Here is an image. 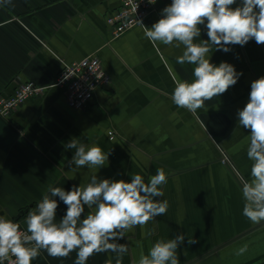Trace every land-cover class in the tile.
I'll return each mask as SVG.
<instances>
[{"label":"crops","instance_id":"obj_1","mask_svg":"<svg viewBox=\"0 0 264 264\" xmlns=\"http://www.w3.org/2000/svg\"><path fill=\"white\" fill-rule=\"evenodd\" d=\"M121 0H11L0 6V93L10 95L25 81L50 86L61 64L95 55L110 85L94 91L86 110L70 109L60 88H45L38 98L24 101L7 119L0 117V215L18 217L24 229L27 212L48 186L66 191L98 179L131 181V173L145 182L164 168L162 186L168 209L145 225L135 226L117 243L127 244L122 264H138L158 239L183 233L177 249L180 264H264V222L253 224L242 214V181L250 179L247 158L250 130L238 125V109L248 102L250 84L264 76V45L254 39L224 52L213 47L210 62H227L242 73L228 90L205 101L196 113L171 100L173 77L191 81L193 65L179 64L182 48L157 42L141 28L115 40L105 18ZM171 0L158 3L145 17L156 22ZM240 0L230 7H237ZM201 29L194 42L207 40ZM113 138H110V134ZM77 138L109 153L105 166L69 165ZM56 218L67 206L59 200ZM90 209L85 206L83 216ZM83 218V217H82ZM197 241L188 244V239ZM247 246V251L237 255ZM76 251L53 258L46 251L31 264H74ZM115 254L94 253L86 264H104Z\"/></svg>","mask_w":264,"mask_h":264},{"label":"clouds","instance_id":"obj_2","mask_svg":"<svg viewBox=\"0 0 264 264\" xmlns=\"http://www.w3.org/2000/svg\"><path fill=\"white\" fill-rule=\"evenodd\" d=\"M10 4L11 0H0V6ZM234 4L236 0H171L151 27L138 20L143 35L154 46L157 42L173 45L175 41V47L183 46L176 62L193 65L191 81L173 77L171 100L178 108L195 114L205 101L225 93L242 75L227 62L211 63L208 53L213 47L228 52L230 45L244 46L251 39L264 45V0H240L239 6L230 7ZM198 25L207 29L208 39L196 43L194 38L201 35ZM237 115V126L250 130L247 145L250 179L241 182L242 214L253 224H259L264 222V76L251 82L248 102L238 109ZM65 147L74 149L69 165L76 168H100L108 161L109 153L96 144L72 138ZM130 175V182L92 175L86 185L67 191L49 185L42 199L27 212L26 230L0 215V264H31L41 250L53 258L67 257L75 250L74 264H86L94 253L109 252L115 254V264H122L127 244L116 241L135 226L165 215L168 209L166 199H154L164 196L162 186L167 183L164 168H157L147 182L140 174ZM55 197L67 206L59 220ZM85 206L90 211L83 216ZM184 241L183 233L171 239H158L147 255L140 253L138 264H180L177 249ZM187 243L197 241L192 238ZM246 251L247 246H243L237 255ZM104 264H113V260L107 259Z\"/></svg>","mask_w":264,"mask_h":264},{"label":"built area","instance_id":"obj_3","mask_svg":"<svg viewBox=\"0 0 264 264\" xmlns=\"http://www.w3.org/2000/svg\"><path fill=\"white\" fill-rule=\"evenodd\" d=\"M165 1L155 0V3H149V0H121L115 13L104 20L110 38L115 40L133 28H140L138 20L143 23L145 17L155 13L157 4ZM98 59L95 55H90L76 62L61 64L60 72L48 87L60 88L64 94L65 103L70 109L86 110L93 99L94 91L110 85V78ZM48 87L25 81L14 88L10 95L0 93V117L7 119L24 101L38 98ZM109 134L112 139L113 136ZM9 219L19 223L21 230H26L18 217Z\"/></svg>","mask_w":264,"mask_h":264}]
</instances>
